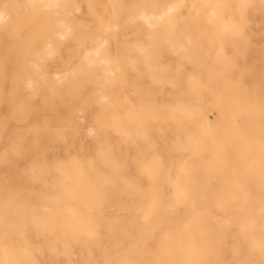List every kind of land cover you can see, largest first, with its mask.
Here are the masks:
<instances>
[{
    "label": "rangeland",
    "instance_id": "374dc122",
    "mask_svg": "<svg viewBox=\"0 0 264 264\" xmlns=\"http://www.w3.org/2000/svg\"><path fill=\"white\" fill-rule=\"evenodd\" d=\"M41 1L0 0V264H264V0Z\"/></svg>",
    "mask_w": 264,
    "mask_h": 264
},
{
    "label": "bare ground",
    "instance_id": "6f19581e",
    "mask_svg": "<svg viewBox=\"0 0 264 264\" xmlns=\"http://www.w3.org/2000/svg\"><path fill=\"white\" fill-rule=\"evenodd\" d=\"M33 1V0H32ZM43 2H46L48 5H61V6H63V7H65V3L63 2V0H42ZM41 1V2H42ZM155 2V1H154ZM61 3V4H60ZM150 3V1H147V3H145V0H141L140 1V4H139V9L138 10H132V11H130V12H128V13H126L125 15H124V18H123V20L124 21H133V20H137V21H140V22H142V23H144L145 24V26H147L150 30H152V31H159V29H160V24L161 23H163L164 22V20L166 19L165 17H166V15L168 14V12L169 11H171V9H173L172 7H169L168 9H162V10H159V9H161V8H159L158 6L155 8L154 6H153V3L151 4H149ZM114 6L116 7H119L120 6V3H119V1H117V0H114ZM175 5V4H174ZM47 6V5H46ZM78 7V6H77ZM5 8V7H4ZM4 8L3 9H1V10H3V11H1L0 10V22H2V21H5V20H9L10 19V11H9V8H8V11L7 10H4ZM79 8V7H78ZM174 8H176V7H174ZM119 9H120V7H119ZM115 12V11H114ZM117 18V17H116ZM115 18V19H116ZM115 21V20H114ZM119 23V21L118 22H115V26L117 27V24ZM181 23V22H180ZM60 27H62L61 25H60ZM61 29V28H60ZM68 29H69V27H68ZM148 29V30H149ZM64 30V29H63ZM56 31V30H55ZM62 31V30H61ZM170 31V30H169ZM177 31V30H176ZM59 32V31H58ZM64 32H65V30L63 31V34H64ZM178 32V31H177ZM180 32V31H179ZM179 32H178V34H179ZM66 33V32H65ZM181 33V32H180ZM175 34H177V33H175ZM65 35V34H64ZM170 35V34H169ZM173 36V35H172ZM172 36H170V38L172 37ZM179 36V35H178ZM186 36V35H185ZM167 37H168V35H167ZM183 37V36H182ZM174 38V36L172 37V39ZM184 38H186V37H183V39ZM99 41H100V45L97 47V48H91V49H89L87 52H85V60L86 61H88L89 62V64L88 65H84V66H86L87 68L89 67V65L91 64V63H94L95 65H97V66H99V72L100 73H103L102 74V76H106V77H104V78H107V76H108V74H112V73H114L115 72V68L116 67H118L117 65H118V61L120 60V57H119V53L116 51V52H112L111 51V49H110V46H109V44H108V41H107V38H106V36L105 35H101L100 37H99ZM165 41V40H164ZM167 41H169L171 44V46H172V48H174V52L175 53H177V54H180L181 56H185L186 55V52L184 51V44H182V43H178L177 42V44H176V46L177 47H175L174 46V44H172V40L170 41V39L169 40H167ZM187 41H188V38H187ZM190 41V40H189ZM62 43V42H61ZM139 50H140V52L141 53H143V54H145L146 55V57L147 56H151L152 54H153V52L152 51H149V50H147L146 48H143V47H140L139 48ZM41 51H43V52H45L46 54H52V52L54 51V49L53 48H46V49H43V50H41ZM41 51L39 52V51H37L36 53H41ZM108 54H112V56H107ZM31 55V54H30ZM38 58H39V56H38ZM148 60V59H147ZM29 62H30V60H29ZM120 65V64H119ZM31 67V66H30ZM36 69H35V71H39L40 73L38 74V72H36L38 75V77L39 78H45V77H47L48 76V74H47V71H42V69H44V64H39V63H35V66H34ZM89 69V68H88ZM167 69V67L166 66H160V67H158V65L156 66V67H154L153 69H152V73L153 74H157L156 72H162V71H165ZM31 70V69H30ZM45 70V69H44ZM24 74V73H23ZM55 74V73H54ZM60 74H62V73H60ZM59 74V75H60ZM28 75V74H27ZM58 76V75H57ZM56 75L54 76V77H57ZM70 76H67L66 74H62L61 76H58V78H59V80H65V79H67V78H69ZM74 77V76H73ZM107 80H108V78H107ZM100 81V80H99ZM98 81V82H99ZM30 82H31V80H30ZM102 82V81H101ZM100 82V83H101ZM55 83V82H54ZM99 83V84H100ZM98 84V85H99ZM53 85V84H52ZM80 88V87H79ZM95 92V91H94ZM102 99V98H101ZM207 100V99H206ZM84 102V101H83ZM186 115V114H185ZM193 118V117H192ZM82 119V118H81ZM186 119V118H185ZM189 119V118H188ZM187 125V124H186ZM186 127V126H185ZM194 128V127H193ZM201 129H202V127H200ZM205 128V127H204ZM199 130V129H198ZM202 132H203V130H202ZM194 133H196V132H194ZM201 133V132H200ZM201 134H203V133H201ZM196 136V135H195ZM172 141V140H171ZM174 143V142H173ZM220 156V155H219ZM181 159V158H180ZM181 161V160H180ZM218 161V160H217ZM248 166H250V165H252V161L251 160H249V161H247V163H246ZM173 170V169H172ZM174 171V170H173ZM37 172V171H36ZM261 178H263L264 179V173H263V175L261 176ZM196 183V182H195ZM264 182H260V184H262V185H264L263 184ZM183 192V191H182ZM226 200H227V194H225V193H222V196H221V203H222V207L224 208V206H225V204H224V202H226ZM173 208V207H172ZM145 217V216H144ZM149 218V217H148ZM2 221V220H1ZM5 222V221H4ZM222 225H224L225 223H221ZM13 225V224H12ZM11 225V226H12ZM19 226V225H18ZM129 235V234H128ZM133 236V235H132ZM136 237H137V235H136ZM129 238V237H128ZM149 241V240H148ZM147 241V242H148ZM148 244H149V242H148ZM147 244V245H148ZM201 244V243H200ZM146 245V244H145ZM150 245V244H149Z\"/></svg>",
    "mask_w": 264,
    "mask_h": 264
}]
</instances>
